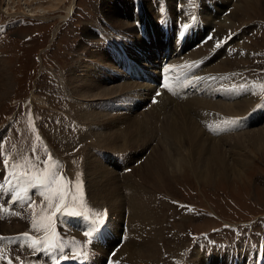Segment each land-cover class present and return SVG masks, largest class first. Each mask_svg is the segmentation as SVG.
I'll list each match as a JSON object with an SVG mask.
<instances>
[{
  "label": "rangeland",
  "instance_id": "obj_1",
  "mask_svg": "<svg viewBox=\"0 0 264 264\" xmlns=\"http://www.w3.org/2000/svg\"><path fill=\"white\" fill-rule=\"evenodd\" d=\"M119 3L120 0H27V2L25 0H0V64L6 79V84L1 88L3 91L0 93V131L10 134L4 147L14 160L23 158L27 154L24 140L27 136H30V139L35 137V144L39 151L46 153L45 159L53 160V163L60 161L64 165L65 171L71 174L74 179L82 181V188L84 189L86 153L97 151L95 148H92L94 150H87V152L81 150V147L85 143L88 144L91 138L81 140L82 136L86 135L81 129L82 121L79 114L83 109L82 101L86 105H90L91 110L97 111L98 106L93 105L95 101L99 100L87 102L78 96L75 86L79 87L83 83L80 82L78 86L76 85L78 82L74 83L71 70L75 65L79 67L80 62L83 61L81 60L82 57L86 56L84 47L87 44L83 42L95 39L87 36L88 34L82 29L83 27H90L93 32H100L97 34V39L103 38L102 30L111 29V36H120L116 33L117 29L110 28L112 22L100 21L104 14L103 11L109 5L116 7V4L119 5ZM73 4H76V7ZM72 5L71 14L68 15ZM144 11V19L146 17L148 28H151L152 19L148 18L151 16L148 11ZM155 11L157 12V10ZM243 11H246V14ZM151 15L156 20L153 11H151ZM132 19L127 18L128 22L125 21L134 27V20ZM233 19L235 25L232 24L228 28V34L232 37V43H238L239 46L238 50L230 52L232 57L234 56L238 60L235 68L232 69L234 75L245 79L254 78L255 83L262 86V92H264V12L262 6L260 3L252 4L251 7L242 9V12L236 14ZM216 21L215 19L213 22L216 23ZM134 32H136L135 27ZM134 32L132 35L138 37L144 44V41ZM238 32L240 33L238 34ZM152 38H149V41L155 39ZM134 40L135 38L132 36L129 37L131 44ZM166 44L170 48V37ZM146 45L151 46V43ZM163 45V43H159L155 47L134 49L153 62L154 49L159 51ZM242 50H244L243 53L239 52ZM82 63L81 66L90 67L94 62L83 61ZM110 68L113 71H109V77H106L104 82L94 80L93 85L95 87L112 88L123 83H130L124 79V76L121 75L122 72L116 65ZM71 80L73 81L71 82ZM142 87L138 85L136 88L145 91L146 87ZM114 95L116 96L118 93H114ZM180 95L182 96L183 92ZM216 95L215 100L219 99L220 96L219 93ZM135 104L131 116H137L138 120L139 115L144 110L149 109L150 104H146L145 97L143 100L137 99ZM101 106L102 108H109V115L119 116L125 112V109H122L120 105L108 104L107 107L101 101ZM143 106L144 109H142ZM84 110L91 112L87 108ZM256 120L247 127L258 128L264 125V117L262 120L261 118ZM41 135L47 143L43 142L40 138ZM156 139L155 137L154 141L149 142L148 148L155 145ZM228 144L229 142H226L222 146L227 148ZM246 146L248 148L245 149L242 146V149L234 148L235 150L228 147L227 149H231V151L224 152L226 156L230 154L229 164L232 163L230 160L232 158L239 159L243 155L247 156L248 164L240 167L239 173L229 171L226 176L212 175L208 180L205 177L197 178L188 167H185L180 172L176 170L165 175L156 188L148 187L147 194L150 201L148 208L154 214L160 213V217L156 220L157 223L153 224L160 236L156 241L159 253L154 258L157 259V262L154 261L151 264H176L180 257H183L184 264H191V258L196 253L202 257V264H212L219 251L225 253L228 249L235 250V247H238V251L241 252V248L245 246L256 249L260 245L263 246L264 215L256 218L250 225H245L244 229L239 230L240 236L232 234L229 230L213 232L214 227L220 224L217 218L243 221L252 216L256 217L258 216L257 213L264 211V158L260 155L255 156L249 145ZM150 148L138 155L135 154L134 159H130L129 165L126 167L139 166L140 162L142 163L145 159V155L149 153ZM95 155L97 156V153ZM41 156L44 155L41 154ZM138 158L143 159L139 163L133 164V161ZM101 162L102 167L113 174L127 175L130 173V170L124 171V166L122 169H116L105 160ZM30 165L33 166L34 163H30ZM61 168V166L56 165V169ZM28 173L32 175L36 172L31 170ZM234 174H239L240 177L235 178L236 175ZM36 177L40 178V176ZM48 177L49 174L43 175L47 185L69 190L72 194L70 199L72 207H76V200L82 189H76L73 185H69L65 181L64 175L55 176L57 181L53 179L51 182L48 181ZM46 200L40 204L42 208H46L45 204L52 201L49 193ZM182 202L187 205L182 206ZM38 206L39 204L34 207L30 215L35 216L40 213L39 211L34 212ZM208 211L215 212L217 215L211 216ZM159 227H162L161 232ZM245 232L246 234H244ZM199 233H205V235L199 237ZM228 233L233 237L231 238ZM191 239L193 241L200 239L203 248L201 246H192L191 248ZM235 239L251 241L252 245L248 242L244 244ZM198 242L199 240L195 243L198 244ZM201 252L203 253L201 254ZM220 257L224 261L226 260L227 264H230L225 258V254L220 255ZM256 262H258L257 259ZM140 264L142 263L140 262Z\"/></svg>",
  "mask_w": 264,
  "mask_h": 264
},
{
  "label": "bare ground",
  "instance_id": "obj_2",
  "mask_svg": "<svg viewBox=\"0 0 264 264\" xmlns=\"http://www.w3.org/2000/svg\"><path fill=\"white\" fill-rule=\"evenodd\" d=\"M256 3L261 4L264 12V0H236L234 2L232 0H120L119 5L116 4V7H110L109 5L103 11L104 14L101 16L102 19H100V21L105 23L108 21L112 22V24L110 23V28L117 29L116 33L120 36H111V29L108 31L102 30L104 34L101 40L97 39L98 32H93L90 27L82 28L88 34L87 36L95 39L83 42L88 46L84 47L86 56L82 57L81 60L94 63L92 66L87 67V65L81 66L83 64V61H81L79 67L75 65L73 70H70L72 71L74 83L78 82L76 83L77 86L80 82L83 83L79 87L75 86L78 96L82 100H87V102L99 101H95L93 105L98 106L97 111L95 109L91 110V106L86 105L82 101L83 109L79 114L82 121L80 125H82L81 129L86 136H82L81 140L87 138H91V140L88 144L85 143L81 150L87 152V150L95 148L97 152L101 151L103 154L100 155L95 152L97 153L96 156L95 153H86L84 167L86 190L82 189L83 194L78 199V203L80 206L85 205L87 207L85 211L89 214L105 208L106 218L114 236L119 232L121 222L125 221L124 228L121 227L120 229L124 236V242H122L119 251L113 258L114 264H140V262L142 264H151V262H157V259L154 258L159 253L156 241L160 236L153 224L157 223L156 220L160 217V213L154 214L148 208L150 202L147 194L148 187L156 188L165 175L176 170L180 172L185 167H188L197 178L202 179L205 177L208 180L212 175L226 176L229 171L231 173H239L241 171L239 168L248 164L247 156L243 155L239 159L232 158L230 159L232 163L229 164L230 154H227L229 157L224 154V152L231 151V149H227L228 147L232 149H242L244 147L246 149L248 144L251 151H254L255 156L260 155L264 158V125L258 128L247 127L255 119L259 120L261 118L262 120L264 112L258 114V111H255L254 118L246 126V129L234 128L216 133L209 129L207 130L204 126L207 123L211 124L215 117H219L218 114L226 116L242 115L264 99H260L256 90L249 86L245 88L244 95L239 98H237L239 95L229 92L230 90L227 88L228 83H230L229 77L225 74L226 77L222 79V75L228 70L235 68L234 66H236L238 60L234 56L233 58L232 54H229L230 52L222 50V52L218 51L214 58L204 64L205 70H213L204 77L209 76V79L215 80V83L209 82L205 86L203 94L183 97L185 93L183 92V95L178 97L179 99L170 98L162 94L158 97L157 102L150 104L149 109L144 110L139 115L137 120V116H131L133 115L132 111L136 105V100L147 98L151 89L145 86V92L137 93L136 90L138 88L135 85H131L133 84L132 82H130L131 84L123 83L112 88L95 87L93 85L94 80L104 82L105 78L109 77V71H113L110 67L115 66L109 60L105 45L114 40L117 43H124L123 37L129 34L128 38L131 36L135 38L132 44L130 41L126 43L131 53L137 52L136 48L145 49L151 46L155 47L159 43L162 44L156 20L151 15V11H153L155 19L165 15L185 21L200 19L201 21L195 23L196 27L204 24L203 32L207 28L213 29V37L211 36L195 50L196 53L203 54L206 52V48L212 47L223 38L227 29L234 24L233 18H235L236 14ZM225 8H229V12L222 15ZM144 10L148 11L151 16L148 18L152 19V34L150 35L155 39L148 42L151 43V46H147L146 44L148 43L142 38L144 44L138 37L132 35L134 27L127 23V18H134L132 19L134 21L139 19L142 21L144 28L148 30L146 17L144 19ZM244 13L246 14V11ZM215 19L217 20L216 23L213 22ZM105 34L107 35L104 36ZM198 36L199 34H196V38ZM149 38L152 39V37ZM168 41L169 37L166 42ZM134 45L137 46L133 47ZM232 50L233 48L231 47ZM114 53L121 56L124 51L120 46L114 49ZM4 74L5 72L0 64V93L3 91L1 88L6 84ZM121 75L123 74L121 73ZM217 79L218 81H216ZM206 83L207 80L201 81L202 85H206ZM83 89L86 90L82 91ZM114 93H118V95L115 96ZM217 93L220 96L218 97L219 99L216 98L217 100H215ZM109 100H113L112 105H120L122 109H125L123 115H109V108H102L101 101L108 107L107 102ZM84 108L91 110V112H87ZM102 134L104 135L101 136ZM155 137L157 138L155 145H152L151 148L149 147V153L145 155V159L142 163L140 162L139 166L130 167L129 174H113L102 167V160L107 161L116 169H122L123 166L126 167L129 165V160L134 159L135 154L138 155L149 149L148 144L154 141ZM122 142L123 144H121ZM226 142H229L227 148L222 146ZM118 153L123 156V164H119L116 161L115 156ZM234 175H236L235 178L240 177L239 174ZM13 210L5 216L0 213L1 233L17 232L28 225L29 212L26 210L22 213L24 216H16L12 215ZM159 230L161 232L162 227H159ZM112 241L109 243L111 244ZM235 248V250L228 249L225 253L219 251L212 264H225L226 260L224 261L220 257L222 254H225V258L228 259L230 264H264V243L263 246L260 245L257 249L247 246L242 247L241 252L238 251V247ZM99 252L100 255L95 256L93 264H97L102 260L106 250H99ZM191 259V264H202V257L198 253ZM256 259L258 262H256ZM176 264H184L183 257H180Z\"/></svg>",
  "mask_w": 264,
  "mask_h": 264
},
{
  "label": "snow or ice",
  "instance_id": "obj_3",
  "mask_svg": "<svg viewBox=\"0 0 264 264\" xmlns=\"http://www.w3.org/2000/svg\"><path fill=\"white\" fill-rule=\"evenodd\" d=\"M235 122V121H234ZM40 183H43L42 181H40ZM57 211H59V208L57 209ZM69 214H74V213H69Z\"/></svg>",
  "mask_w": 264,
  "mask_h": 264
}]
</instances>
